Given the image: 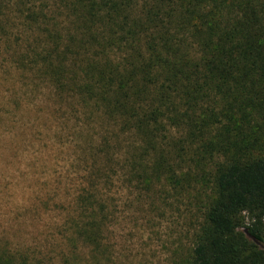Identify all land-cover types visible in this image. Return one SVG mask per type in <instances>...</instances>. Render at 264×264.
<instances>
[{
    "label": "trees",
    "instance_id": "16d2710c",
    "mask_svg": "<svg viewBox=\"0 0 264 264\" xmlns=\"http://www.w3.org/2000/svg\"><path fill=\"white\" fill-rule=\"evenodd\" d=\"M0 78L18 131L71 138L96 251L119 184L184 215L174 264H264V0H0Z\"/></svg>",
    "mask_w": 264,
    "mask_h": 264
},
{
    "label": "rangeland",
    "instance_id": "374dc122",
    "mask_svg": "<svg viewBox=\"0 0 264 264\" xmlns=\"http://www.w3.org/2000/svg\"><path fill=\"white\" fill-rule=\"evenodd\" d=\"M0 78V260L11 264H174L184 215L127 206L132 192L116 184L103 191L114 198L115 219L104 227L100 250L75 232L85 166L67 145L23 134L3 109ZM8 90V91H7ZM6 107V106H5ZM9 113L11 111L10 106ZM69 139V140H68ZM117 179V178H116ZM162 206L163 204H159ZM141 207V206H140ZM175 225H174V224ZM184 246L189 241L183 238Z\"/></svg>",
    "mask_w": 264,
    "mask_h": 264
}]
</instances>
